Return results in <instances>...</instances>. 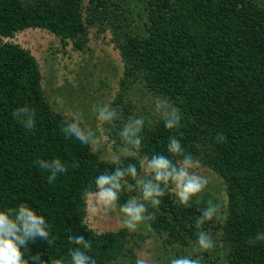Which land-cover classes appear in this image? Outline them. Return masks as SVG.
<instances>
[{"label": "trees", "instance_id": "1", "mask_svg": "<svg viewBox=\"0 0 264 264\" xmlns=\"http://www.w3.org/2000/svg\"><path fill=\"white\" fill-rule=\"evenodd\" d=\"M89 26L109 29L123 64L110 105L120 119L114 127L104 124L114 148L121 149L119 132L130 118L145 119L141 157L169 156L168 138L176 136L185 155L225 182L226 220L217 228L227 264H264V241L249 243L264 232V2L259 0H0V210L27 204L46 218L53 241L30 243L25 257L39 253L48 264L52 259L70 264L69 252L78 246L69 237L82 235L92 242L89 254L96 264H124L143 244L141 234L124 227L96 232L85 221L84 193L96 190V177L117 166L139 168L138 160L121 156L117 165L66 137L62 129L73 116L51 108L38 61L8 40L25 28H41L84 50ZM136 84L180 110L178 131L166 129L158 114L133 115L127 92ZM24 107L35 113L32 131L12 115ZM219 133L224 142L217 141ZM54 158L68 169L49 184L50 173L36 161ZM137 195L122 193L120 204ZM148 212L157 232L183 245L196 241L195 219L202 211L194 201L183 207L168 193Z\"/></svg>", "mask_w": 264, "mask_h": 264}, {"label": "clouds", "instance_id": "2", "mask_svg": "<svg viewBox=\"0 0 264 264\" xmlns=\"http://www.w3.org/2000/svg\"><path fill=\"white\" fill-rule=\"evenodd\" d=\"M155 110L166 129L179 130L183 117L178 108L167 99L157 97ZM94 111L101 125L114 127V122L120 119L117 110L108 105L94 106ZM12 115L28 131L34 129L35 113L27 107L17 109ZM144 123L145 119L140 117L130 118L123 125L119 132L122 141L120 155H113L111 158L113 163L119 165L121 156L133 157L138 160L139 168L136 164H128L124 167L117 166L111 173H101L94 181L96 190H86L84 193L86 199H94V210L102 209L108 213L118 209L123 227L131 233L138 231L141 225L151 229L148 222L155 217L148 212V208L151 206L153 209H158L161 198L168 193L174 194L181 206L190 207L194 198L197 204L202 202V194L209 184L206 176L194 171L201 167L199 159L185 155L180 141L174 135L168 138L169 156L156 154L150 158L141 157V133ZM62 131L66 137H74L92 152L99 151L100 138L84 124L79 114H74L71 122L67 123ZM104 139H107V136ZM216 139L218 142H224L226 138L219 133ZM36 163L50 173L47 178L49 184L68 169V165L59 158L51 161L38 160ZM73 166L78 164L74 162ZM124 192H138L139 195L129 196L125 203L120 204V197ZM214 219L218 222L226 220V215H221L219 205L209 203L195 219L196 241L191 243L190 249H184L186 254L171 255L168 264H203L202 254L211 253L217 247L212 234L204 230L206 222ZM49 228L46 218L37 214L27 204L21 203L15 209L0 210V264H48L41 259L39 253L28 255L26 258L25 250L29 252V244L38 239L46 240L50 246L53 241L49 239ZM69 240L78 246L69 252L70 264H96L95 259L89 254L92 250L91 240H85L82 235L71 236ZM260 241H264V232L258 233L249 243L255 245ZM50 264H64V262L62 259H52ZM135 264H147V261L137 258Z\"/></svg>", "mask_w": 264, "mask_h": 264}, {"label": "rangeland", "instance_id": "3", "mask_svg": "<svg viewBox=\"0 0 264 264\" xmlns=\"http://www.w3.org/2000/svg\"><path fill=\"white\" fill-rule=\"evenodd\" d=\"M83 2L86 4L87 0ZM88 31L89 39L84 50H75L69 40H62L41 28H25L8 40L30 50L38 61L42 88L51 108L71 116L79 114L84 124L100 138V156L112 160L113 155H120V150L114 148V140L105 133L104 125L97 120L94 106L111 105L119 91L123 64L108 28L101 30L96 26H89ZM127 93V99L133 105V115L157 114V97L151 95L141 84L132 86ZM105 136L107 139H104ZM200 165L194 171L206 176L209 184L202 194V202L197 204L195 198L193 201L201 211L209 203L219 205L221 215H226L224 180L211 168L201 163ZM87 203L85 221L89 228L102 232L123 227L118 209L105 213L102 209L94 210L93 198H87ZM222 222L223 220L218 222L215 219L206 222L205 231L212 234L217 247L211 253L202 254L203 264H227L218 242L220 230L217 227ZM135 233L142 235L143 244L129 253L124 264H135L137 258L145 259L147 264H168L171 255L186 254L184 249L191 247V243L180 244L152 227L149 230L141 225Z\"/></svg>", "mask_w": 264, "mask_h": 264}]
</instances>
